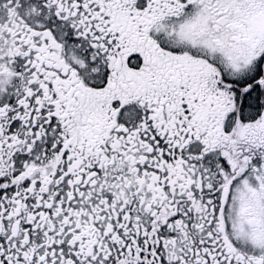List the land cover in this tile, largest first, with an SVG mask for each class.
Returning <instances> with one entry per match:
<instances>
[{"label": "snow or ice", "instance_id": "obj_1", "mask_svg": "<svg viewBox=\"0 0 264 264\" xmlns=\"http://www.w3.org/2000/svg\"><path fill=\"white\" fill-rule=\"evenodd\" d=\"M0 264H264V0H0Z\"/></svg>", "mask_w": 264, "mask_h": 264}]
</instances>
